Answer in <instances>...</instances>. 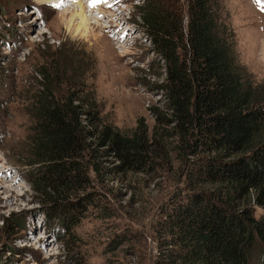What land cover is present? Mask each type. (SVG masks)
<instances>
[{
    "label": "trees",
    "instance_id": "16d2710c",
    "mask_svg": "<svg viewBox=\"0 0 264 264\" xmlns=\"http://www.w3.org/2000/svg\"><path fill=\"white\" fill-rule=\"evenodd\" d=\"M134 9L161 62L150 129L142 119L127 132L104 121L84 72L55 58L32 71L25 105L32 191L50 220L66 223L73 190L100 174L102 159L115 173H174L180 188L156 222L158 263L264 264V85L237 59L223 0Z\"/></svg>",
    "mask_w": 264,
    "mask_h": 264
},
{
    "label": "rangeland",
    "instance_id": "374dc122",
    "mask_svg": "<svg viewBox=\"0 0 264 264\" xmlns=\"http://www.w3.org/2000/svg\"><path fill=\"white\" fill-rule=\"evenodd\" d=\"M80 1L85 34L67 28L79 10L71 0L61 6L0 0V60L6 70L0 82V264H159L156 222L168 196L180 188L176 174L115 173L111 159H102L100 174L88 172L73 190L76 211L66 223L46 216V204L30 186L33 167L27 165L24 139L33 70L51 68L55 58L65 71L78 65L100 116L121 131L132 130L139 119L150 129L147 109L162 100L161 62L135 14L140 0ZM170 1L184 7V0ZM223 6L237 59L264 85V0H223Z\"/></svg>",
    "mask_w": 264,
    "mask_h": 264
},
{
    "label": "bare ground",
    "instance_id": "6f19581e",
    "mask_svg": "<svg viewBox=\"0 0 264 264\" xmlns=\"http://www.w3.org/2000/svg\"><path fill=\"white\" fill-rule=\"evenodd\" d=\"M72 2L75 3V5L79 8V10L75 11L74 13H72L66 23L67 28L71 29L74 27V31L78 32V33H82L85 34L86 33V18L84 15V10L82 7V3L80 0H71ZM40 5H45V4H53L55 6L59 5H63L64 0H38ZM77 22V23H76ZM76 23V24H75Z\"/></svg>",
    "mask_w": 264,
    "mask_h": 264
},
{
    "label": "snow or ice",
    "instance_id": "6c2138e0",
    "mask_svg": "<svg viewBox=\"0 0 264 264\" xmlns=\"http://www.w3.org/2000/svg\"><path fill=\"white\" fill-rule=\"evenodd\" d=\"M94 2H95V0H94ZM257 2H259V0H257Z\"/></svg>",
    "mask_w": 264,
    "mask_h": 264
}]
</instances>
